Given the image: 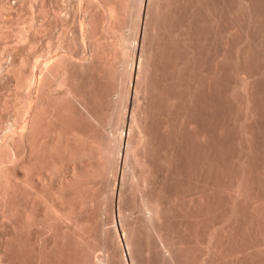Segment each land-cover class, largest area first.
<instances>
[{
	"label": "bare ground",
	"instance_id": "bare-ground-1",
	"mask_svg": "<svg viewBox=\"0 0 264 264\" xmlns=\"http://www.w3.org/2000/svg\"><path fill=\"white\" fill-rule=\"evenodd\" d=\"M229 1L77 0L67 20L61 15L63 0L55 6L47 0H27V18L20 14L25 10L0 0V54L8 57L3 67L0 62V264H129L128 260L134 264V247L139 246L135 241L140 235L146 240L142 252L147 259L155 250L162 260L176 264L174 255L184 250L191 253L186 264H246L243 255L253 262L247 264L264 263V230L259 220L264 218V198L255 199L248 192L246 165L234 179V187H228L232 189L231 194L226 192L230 194L228 207L216 202L221 201L218 195V200L210 199L225 192L227 187L218 186L221 181L217 185L207 179L194 181L202 188L198 196L178 193L172 186L181 180L179 155L183 153L178 145L182 139L173 133L185 125L193 132L197 126L187 118L199 112L211 120V98L199 94L202 83L207 93L211 90L217 73L213 68L212 73L208 71L212 63L208 61L224 66L228 54L239 56L244 50L264 58V18L259 19L264 10L260 14L254 0L231 1L240 12V20L232 17L231 22L240 21L243 30L240 36L235 34L240 37L238 43L230 46L235 24L228 29L222 25L232 9ZM201 14L209 25L208 33L199 27L206 35L197 27ZM204 43L205 50L199 54L198 47ZM213 44L218 54L213 55ZM203 54L205 59H201ZM239 70L231 91L241 95L250 113L253 76ZM232 93L228 94L232 97ZM201 124L202 133H187L202 140L208 153L210 124L208 120ZM158 132L167 143L158 141ZM115 207L122 236L116 226L108 227L100 218L113 217ZM174 210L202 225V240L194 237L193 245L200 246L201 256L192 253V246L179 243L182 236L169 239L164 234L167 228L162 231L160 221Z\"/></svg>",
	"mask_w": 264,
	"mask_h": 264
},
{
	"label": "rangeland",
	"instance_id": "rangeland-1",
	"mask_svg": "<svg viewBox=\"0 0 264 264\" xmlns=\"http://www.w3.org/2000/svg\"><path fill=\"white\" fill-rule=\"evenodd\" d=\"M6 2H8V4L9 5H11L13 8H15V9H17L18 11H23L24 12V10H25V12H24V14L22 13V12H20V14H21V16H26V14H27V11H26V2H27V0H5ZM21 1H22V3H21ZM48 2H50L52 5H58L62 0H47ZM76 1L77 0H63V2L62 3H60L61 5H63V7L65 8V10L61 13V15L63 16V17H65L66 19L68 18V19H70L71 18V15H72V9H73V7H74V5H75V3H76ZM231 1L232 0H230L229 1V4H228V6L229 7H231V8H229L228 7V10H230L231 9V11H229V14H228V12L226 13L228 16L226 17V14L224 15V22H222V25L226 28L227 27V29L228 28H232V24L234 23L233 21V23L231 22V19H232V17H234L233 18V20L234 19H236L238 16V18L236 19V20H240L239 18H240V12H239V10L238 9H236V7H235V2L233 1L232 3H231ZM253 1V0H252ZM23 2H24V4H23ZM58 4H57V3ZM256 2H257V4H256ZM261 4V6L259 5V3ZM231 3V4H230ZM253 3H254V5L255 6H257L258 7V9H257V7H255V9L259 12V10H264V4H263V6H262V3H264V1L263 0H254L253 1ZM16 4V5H15ZM21 4V5H20ZM20 5V6H19ZM231 5H233V6H231ZM259 5V6H258ZM18 6H19V9H18ZM17 7V8H16ZM21 7H23V8H21ZM234 7V8H233ZM260 7V8H259ZM262 8V9H261ZM20 9H22V10H20ZM67 10V11H66ZM233 10V11H232ZM236 10L238 11V12H236ZM232 12V13H231ZM236 12V13H235ZM264 12V11H263ZM231 13V14H230ZM239 13V14H238ZM260 14L262 13L261 11L259 12ZM67 14V15H66ZM234 14V15H233ZM263 14L264 13H262L260 16H259V19L262 17V18H264V16H263ZM202 16V17H201ZM24 17H22V19H23ZM26 18H27V16H26ZM26 18H24V19H26ZM260 19V21H262L263 19ZM67 19V20H68ZM200 20H199V24L201 25V22H203V24L200 26H197L198 27V30H199V32L201 33V34H207L208 32L206 31V30H209V25H208V23H207V21H206V19H205V17H204V15H200V18H199ZM228 20H230V21H228ZM222 21H223V19H222ZM228 21V22H227ZM230 22V23H229ZM236 22V24H235V26H234V24H233V26H234V28L236 29V31H235V29H234V31H233V34H232V36L233 37H230V40H229V42H228V44L231 46H233L234 45V42H237L238 43V41L240 40V33H239V31H242L243 30V27L241 28V22L240 21H238V23H237V21H235ZM240 22V23H239ZM264 21H262L261 22V25H263V27H264V23H263ZM232 23V24H231ZM207 24V25H206ZM238 25V26H237ZM206 26V27H205ZM230 26V27H229ZM199 27H202V30L203 31H206L205 33L201 30V28H199ZM221 27V26H220ZM237 27V28H236ZM238 27H240V29L238 28ZM207 28V29H206ZM239 29V30H238ZM235 34H238V35H236V36H238V37H235ZM234 37H235V39H234ZM233 39V40H232ZM230 42H231V44H230ZM203 43V42H202ZM201 43V44H202ZM236 43V44H237ZM199 45V47H198V52H199V54H202V52H203V50H205V43L203 44V45ZM213 46H214V44H213ZM213 46H211V48L213 47ZM203 49H202V48ZM201 48V49H200ZM210 48V50H212L213 49V51H215L214 52V54H213V51H211V55L213 54V55H215V54H218V52H219V49H217L216 48V46H214V48H212L211 49ZM215 49V50H214ZM202 51V52H201ZM1 52V51H0ZM205 52V51H204ZM242 51H240V53H241ZM246 51L244 50L243 51V53H241V55H239V56H237L236 54L234 55V53L232 52V53H230V54H228L229 56H227V60H228V58H229V60L227 61V64L225 63V67L224 66H214V61H212L209 57H208V59H210V61H208V62H212V63H209L211 66H209L210 67V69H209V67H207L208 68V71L210 72V73H212V68L214 69L213 71H215L216 70V72L217 73H214V75H216L215 76V79H214V77H213V84H212V86L210 87V89L211 90H209L208 91V93L206 92V90H204V89H206V83H202V86H201V90L203 89V91H200L199 92V94H201L200 96H203V94H204V97H206V94H207V97H209L210 96V98H211V103H212V105H213V108H212V106H211V109H213V110H210V112L212 111V113H210L211 114V116L209 115V117H210V119L211 120H209L208 118H206L207 120H208V122H209V124H210V136L212 137V139H210V143H211V145H210V150H209V152L207 153V151L204 149L205 147V145H204V143L202 142V140H201V142H200V140H198L197 139V141L195 140V138H191V136L193 135L192 133H196V132H198L199 134L200 133H202L203 132V130H204V126H203V124H201L200 125V123H203V122H205V121H207L205 118H202L203 117V114H202V112H199L200 114H202V117H200V114L198 113L196 116L197 117H193V119L192 118H187V120L188 121H193L194 122V126H197V127H193L195 130H193V132H192V129H187L186 128V125H185V128H184V126L181 128V130L179 131V132H177L176 131V133L174 132V131H172V133L174 134V136L176 137V136H179L178 138H180V139H182V140H179V142H181V143H179L178 142V145H179V148H180V146H181V148H180V151H181V153H182V155L180 154L179 155V157H180V163H179V165H180V167H182L180 170L182 171V176H179L180 178H181V180H179V178L177 179V180H175L174 182H173V184H172V186H173V189L175 188L176 190H174V191H176V192H178V193H180L181 191V193L182 194H188V193H191V192H193L192 194H195L196 196H198V194H200V191H202L201 189L202 188H200V186H198V185H200L199 183L200 182H203L202 180L204 179H207L208 181H210V183H215L216 185H217V183L219 182V181H221V182H219L218 183V186H220V188L222 187V189L224 188V187H227V188H224V193H222V194H214L213 196H211L210 197V199L211 198H216L215 200H213V199H211V200H213V201H216V200H218V197L219 198H221V201H222V203H221V201L219 202V201H216V202H218L221 206H226V207H228V203H229V198H230V194H231V191H232V189H229L228 187H230V188H232V187H234V183H235V178H239L241 175V173H242V170H241V167L242 166H244V165H246V166H244L245 168L247 167V169L246 170H244L243 168L244 167H242V169L244 170V171H247V172H245L244 174L248 177V178H252L253 179V182L252 181H250V179H248L247 180V188L248 187H250V189L248 190V192L250 193V195L252 196V197H254L255 199H263L264 198V194H263V192H264V174H262V173H264V132H263V129H264V81H263V79H264V74H261V69H262V67H264V58H263V56H260V57H258V54H255V53H251V52H249V54H248V52H246ZM212 55V56H213ZM230 55H231V57H230ZM234 55V56H233ZM243 55H245L244 56V58H243ZM264 55V54H263ZM4 56V55H3ZM203 57L201 58V55H199V58H201V59H205L204 57H205V55L203 54L202 55ZM236 56H237V58H236ZM239 57V58H238ZM242 57V58H241ZM6 58V59H5ZM232 58V59H231ZM238 59V60H236V59ZM260 58V59H259ZM2 59V60H1ZM8 59V57L7 56H4V57H2V55L0 54V62H4V63H2L3 65H1L2 67L5 65V62L6 63H8L7 60ZM252 59V60H251ZM263 59V60H262ZM207 60V59H206ZM240 60V61H239ZM250 60V61H249ZM232 61H234V62H232ZM238 61V62H237ZM242 61V62H241ZM247 61V62H246ZM260 61V62H259ZM236 62V63H235ZM243 62H244V65H243ZM239 63H241L240 65H239ZM257 63V64H256ZM262 63V64H261ZM1 64V63H0ZM235 66H234V65ZM238 64V66H236ZM252 64H254V65H252ZM259 64H261V65H259ZM7 65V64H6ZM256 65H257V67H256ZM228 66V67H227ZM231 66V67H230ZM219 68V69H215V68ZM243 67V68H242ZM239 69H241V70H239L240 72L239 73H244L245 72V74H247V72H248V74L247 75H250V76H253V78H252V80L250 81V90H251V92H250V99L252 100H250L249 101V111H250V113H248V110L246 111V109H245V103H244V99L243 100H241L242 98H241V95L240 94H233L232 93V91L231 90H233V87H234V82H236V78H235V76L234 75H236V74H238V70ZM246 69H248L247 71H246ZM226 70V71H225ZM229 70H230V73H229ZM235 70V71H234ZM244 70V71H243ZM256 70H258V71H256ZM264 70V69H263ZM222 71H224V72H222ZM228 71V72H227ZM232 71V72H231ZM259 71H260V73H259ZM235 72V73H234ZM220 74L222 75V76H220ZM231 74V75H230ZM261 74V75H260ZM230 75V76H229ZM258 75V76H257ZM224 76H225V78H224ZM228 76V77H227ZM257 76V77H256ZM256 79H255V78ZM260 78L262 79V80H260ZM219 79V80H218ZM221 79V80H220ZM225 79V80H224ZM227 79H228V81H227ZM235 79V80H234ZM255 79V80H254ZM222 80H223V83H222ZM254 80V81H253ZM259 80V81H258ZM253 81V82H252ZM221 82V83H220ZM228 83V85H227V83ZM220 85H219V84ZM234 83V84H233ZM261 83H263V84H261ZM217 84V85H216ZM255 84V85H254ZM257 84V85H256ZM204 85V86H203ZM219 85V86H218ZM225 87H224V86ZM231 85H233V86H231ZM254 85V86H253ZM218 86V87H217ZM223 86V87H222ZM213 88V89H212ZM214 89H216L215 91H214ZM220 89V90H219ZM256 89H258V90H256ZM221 90H222V92H221ZM224 90H225V93H223L224 92ZM232 93V97L229 95V94H231L230 92ZM254 91H256V92H254ZM261 91H262V93H261ZM213 92V93H212ZM203 93V94H202ZM211 93V94H210ZM229 93V94H228ZM239 93V92H238ZM255 93V94H254ZM258 93V94H257ZM198 94V95H199ZM219 94H221V96L219 95ZM252 95H254V96H252ZM263 95V96H262ZM200 96H198L199 98H201ZM214 96V97H213ZM225 96H227V97H225ZM230 96V97H229ZM235 98H234V97ZM239 96H240V98H239ZM224 97H225V99H226V101H225V99H224ZM237 97H238V99H237ZM203 98V97H202ZM201 98V99H202ZM209 98V99H210ZM216 98V99H215ZM227 98H229L228 100H230V101H227ZM232 98H234V100L232 99ZM214 99H215V101H214ZM219 99H222L223 101H220ZM258 99V100H257ZM216 100H217V102H216ZM241 100V101H240ZM260 100V104H259V101ZM263 100V101H262ZM243 101V102H242ZM262 101V102H261ZM215 102V103H214ZM240 102L242 103V104H240ZM219 103H220V105H219ZM223 103V104H222ZM228 103V104H227ZM231 103L233 104V105H231ZM236 103V104H235ZM215 104H216V107L214 108V106H215ZM231 105V106H233V107H231V106H228V105ZM221 105H222V107H221ZM225 105V106H224ZM238 105V106H237ZM241 105H243L242 107H241ZM255 105V106H254ZM217 106H218V108H217ZM223 107H224V110H223ZM230 109H229V108ZM251 107V108H250ZM221 108V109H220ZM228 108V109H227ZM234 108V109H233ZM239 110H238V109ZM219 109V110H218ZM253 112H252V111ZM263 110V111H262ZM234 111V112H233ZM237 111V112H236ZM240 111V112H239ZM246 111V112H245ZM260 111V112H259ZM164 112V110L162 109V110H160V114H162ZM215 112V113H214ZM216 112H219V113H216ZM257 112V113H256ZM263 112V114H261ZM176 113V115L175 116H173V117H176L177 116V112H175ZM239 113H241V114H239ZM243 113H246V114H243ZM217 114H220V116H224L225 115V117H220L219 115H217ZM237 114H239L240 116H243V115H245V117L243 116V117H240L239 115L237 116ZM253 114V117L251 116ZM230 116V118L228 117V116ZM248 117H247V116ZM234 116V117H233ZM237 116V117H236ZM249 116H250V119H249ZM257 116H259V117H257ZM253 119H252V118ZM201 118H202V120H201ZM217 118V119H216ZM234 118V119H233ZM240 118H241V120H240ZM163 119V121L165 120V118H162ZM161 118H160V120H162ZM170 118H167L166 120H169ZM171 119H173V118H171ZM176 120L177 119H179V118H175ZM219 119V120H218ZM231 121H230V120ZM233 119V120H232ZM246 119V120H245ZM195 120H196V122H198L197 124H196V122H195ZM201 120V121H200ZM213 120H215V121H213ZM229 120V121H228ZM237 120L239 121V122H237ZM242 120H244V121H242ZM200 121V122H199ZM213 121V122H212ZM233 121V122H232ZM248 123H247V122ZM251 121V122H250ZM210 122H212V123H210ZM222 124H221V123ZM226 122V123H225ZM250 122V123H249ZM259 122V123H258ZM233 123V124H232ZM236 123V124H235ZM199 124V125H198ZM216 124V125H215ZM219 124V125H218ZM224 124V125H223ZM227 124H229V125H227ZM246 125V126H242L241 127V125ZM250 124L252 125V127L254 128V129H252V127L250 126ZM261 124V125H260ZM256 125V126H255ZM213 126V127H212ZM215 126V127H214ZM218 126V127H217ZM221 126V127H220ZM224 126V127H223ZM227 126V127H226ZM238 128H237V127ZM250 126V127H249ZM255 126V127H254ZM203 129H202V128ZM226 127V128H225ZM234 127V128H233ZM240 127V128H239ZM243 127H247L246 128V130L245 129H243ZM184 128V129H183ZM212 128V129H211ZM214 128V129H213ZM222 128H224V129H222ZM230 128V129H229ZM250 128V129H249ZM257 130H256V129ZM218 129V130H217ZM226 129H227V131H226ZM248 130V131H247ZM183 131H185V132H183ZM190 131V132H189ZM211 131H213V133L211 132ZM216 131V132H215ZM218 131H221V132H218ZM245 131H247V133L245 132ZM252 131V132H251ZM257 131V132H256ZM182 132L184 133V134H182ZM190 133V134H192V135H190V134H188V133ZM227 133V134H230V135H227V134H225V133ZM241 132V133H240ZM171 133V134H172ZM242 133H245V136H244V134H242ZM257 133H260V134H257ZM159 134H160V136H159ZM171 134H169V136H170V138L169 139H171V141L174 139L173 137V134L171 135ZM175 134H177V135H175ZM179 134V135H178ZM212 134H213V136H212ZM216 136H215V135ZM221 134V135H220ZM247 134V135H246ZM159 137L158 138H160L161 140H158L159 142H161V144L163 143L162 141H165L164 140V138H163V136H161V133L160 132H158V134H157ZM182 135V136H181ZM188 135V136H187ZM227 135V136H226ZM243 135V136H242ZM173 136V137H172ZM183 136L184 137H186V138H183ZM190 136V137H189ZM209 136V137H210ZM218 136H220V137H218ZM240 138V140H239V138ZM188 138V139H187ZM247 138H248V140H247ZM217 139H219V140H217ZM222 139H224V141L222 140ZM252 139V140H251ZM256 139V140H255ZM186 140V141H185ZM192 140V141H191ZM193 140H195V142L193 141ZM213 140V141H212ZM217 140V141H216ZM239 140V141H238ZM188 141H189V143H188ZM222 141V142H221ZM244 141V142H243ZM252 141V142H251ZM166 142V141H165ZM187 142V143H186ZM192 142V143H191ZM197 142V143H196ZM217 142V143H216ZM236 142H239V144L237 143L236 144ZM241 142V143H240ZM249 142H250V144H252V145H250L249 144ZM167 143V142H166ZM190 143H191V145H190ZM199 143H201V144H199ZM218 143H219V146L221 145L222 146V148H220V147H218L217 145H218ZM243 143V144H242ZM187 144H188V146H187ZM198 144V145H197ZM217 144V145H216ZM245 144H247V146L245 145ZM182 145H184V146H182ZM215 145V146H214ZM248 145H250L249 147H248ZM262 147H261V146ZM189 146H190V148H189ZM198 146H199V148H198ZM201 146V147H200ZM212 146H214L213 148H212ZM235 146V147H234ZM252 146V147H251ZM253 146H254V148H253ZM195 149H194V148ZM217 147V148H216ZM184 148H185V150H184ZM198 148V149H197ZM202 148V149H201ZM216 148V149H215ZM223 148H224V150H223ZM228 148V149H227ZM238 148H240V149H238ZM245 148V149H244ZM262 148V149H261ZM220 149V150H219ZM252 149V150H251ZM255 149V150H254ZM197 150V151H196ZM202 150H205V151H202ZM211 150H212V152H211ZM223 150V151H222ZM238 150V151H237ZM243 150H244V152H243ZM245 150L247 151V152H245ZM185 151H186V153H185ZM188 151V152H187ZM191 151H193L192 153H190ZM196 151V152H195ZM216 151H218V152H216ZM240 151V152H239ZM250 151V152H249ZM253 151H254V154H253ZM199 153V156H198V153ZM222 152H224V153H222ZM202 153H204L205 155H203ZM211 153V154H210ZM251 153V154H250ZM191 154H192V156H191ZM211 156H210V155ZM243 154H246V155H244V157H243ZM190 155V156H189ZM196 155V156H195ZM201 155V156H200ZM209 155V156H208ZM216 155V156H215ZM222 155V156H221ZM225 155V156H224ZM239 155H241V156H239ZM250 155V156H249ZM188 158H186V157ZM203 156V157H202ZM218 156H220L219 158L220 159H223V160H219V158H218ZM238 158H237V157ZM253 156H255V157H253ZM212 157V158H211ZM242 157V158H241ZM248 157V158H247ZM183 158V159H182ZM191 158H197V160L196 159H191ZM202 158V160H200L199 161V159H201ZM209 158V159H208ZM217 158H218V160H217ZM240 158V159H239ZM245 158H247V159H245ZM214 159V160H213ZM235 159H237L236 161H235ZM239 159V160H238ZM255 159V160H254ZM263 159V160H262ZM188 160V161H187ZM193 160V161H192ZM204 160V161H203ZM207 160V161H206ZM210 160V161H209ZM217 162H216V161ZM245 160V161H244ZM219 161V162H218ZM223 161V162H222ZM249 163H247V162ZM183 162V163H182ZM192 162H194V163H192ZM201 162H203V163H201V167H199L200 165V163ZM236 162V163H235ZM241 162H243L242 164H241ZM251 162H252V164H251ZM187 163V164H186ZM188 163L190 164V166L188 167ZM210 163H211V165H210ZM212 163H214V164H212ZM223 163V164H222ZM185 166H184V165ZM203 164V165H202ZM207 164V165H206ZM217 164V165H216ZM239 164H240V167H239ZM263 164V165H262ZM206 165V166H205ZM209 165V166H208ZM259 165L261 166V167H259ZM210 166H213V167H211L212 169H210ZM215 166V167H214ZM234 166H235V168L236 169H234ZM158 167V166H157ZM195 167V168H194ZM216 167H218L217 169H216ZM223 167V168H222ZM253 167V168H252ZM263 167V168H262ZM159 168V167H158ZM190 170H189V169ZM194 168V169H193ZM209 168V169H208ZM233 168V169H232ZM252 168V169H251ZM255 168H256V171H254L255 170ZM261 168V169H260ZM160 169V168H159ZM185 169V170H184ZM196 169V170H195ZM201 170V171H199V170ZM202 169H203V171H202ZM215 169V170H214ZM184 170V171H183ZM233 170V171H232ZM234 170H235V172H234ZM187 171V172H186ZM192 173H190V172ZM208 171V172H207ZM212 173H211V172ZM222 171V172H221ZM240 171H241V173H240ZM252 171V172H251ZM253 171H254V173H253ZM259 171H260V173H259ZM159 172H161V170L159 171ZM206 172H207V174H206ZM252 173V174H250V173ZM162 173V172H161ZM186 173V174H185ZM215 173H216V175H215ZM218 173V174H217ZM220 173H222V174H220ZM188 174V175H187ZM190 174V175H189ZM238 174V175H237ZM243 174V173H242ZM248 174V175H247ZM192 175V176H191ZM203 175V176H202ZM212 175V176H211ZM235 175V176H234ZM237 175V176H236ZM255 175V176H254ZM184 176V177H183ZM188 176V177H187ZM191 176V178H189ZM197 176V177H196ZM200 177V180H199V177ZM202 176V177H201ZM205 176H206V178H205ZM221 176H223V177H221ZM251 176V177H250ZM204 177V178H203ZM208 177V178H207ZM210 177V178H209ZM213 177H214V179H213ZM217 177V178H216ZM233 179H232V178ZM183 178V179H182ZM185 178V179H184ZM188 178V179H187ZM226 178V179H225ZM258 178V179H257ZM202 179V180H201ZM212 179V180H211ZM225 180V181H223V180ZM260 179V180H259ZM183 180V181H182ZM258 180V182H256ZM178 181H179V183H181V184H179L178 183ZM196 181H198L199 183H197V185H196V183L195 182ZM231 183H230V182ZM234 181V182H233ZM183 182V183H182ZM223 182V183H222ZM233 182V183H232ZM252 182V183H251ZM179 185H178V184ZM192 185V187H190L191 185ZM194 183V184H193ZM226 183V184H225ZM256 183V184H255ZM262 183V184H261ZM176 184H177V186H176ZM183 184V185H182ZM228 184V185H227ZM248 184H249V186H248ZM186 185V186H185ZM190 185V186H189ZM195 185V186H194ZM180 186H185L184 188H182V187H180ZM253 186V187H252ZM257 188H256V187ZM263 188H262V187ZM188 187V188H187ZM195 187L197 188V189H195ZM255 187V188H254ZM182 190H181V189ZM262 188V189H261ZM189 190H191V191H189ZM198 190H199V192H198ZM253 190H255V191H253ZM260 192H259V191ZM180 191V192H179ZM185 191V192H184ZM189 191V192H188ZM230 192V194L229 193H227L226 194V192ZM195 192V193H194ZM253 192V193H252ZM224 194V195H223ZM227 195V197H226V195ZM228 194H229V196H228ZM258 194V195H257ZM217 195H218V197H217ZM261 196V197H260ZM220 200V199H219ZM227 201V203H225ZM225 204H224V203ZM114 212V218L112 217V215H110V216H105V215H102V217H100L102 220L104 219L105 220V223L107 224L106 226H108V227H110L111 225L112 226H116V231L118 232V234H121V236H122V231H121V228H120V226L118 225V219H117V213H116V207H115V210L113 211ZM172 212H175V213H171V215L170 214H166V216L164 215L163 217L165 218H163L164 220H165V222H164V220H161L160 222H161V226L160 227H162L161 229H162V231L164 232V229L165 228H167V229H165V232H164V234L166 235V233H167V235H166V237L168 238L169 237V239H171V237L172 238H174V239H178L179 238V236L181 237V239L179 238L178 239V241H179V243L180 244H182V245H184V247L185 246H192V253L195 255L196 254V256H201V255H199V254H202L201 252H202V249L200 248V246H199V248H198V246L196 247V245H195V247H193V245H194V237L197 239H199V240H197V241H200V240H202V230H201V228H202V225L201 224H199L197 221V223L195 222H193L192 220H190L189 218H186V220H185V217H183V215L181 216V213L178 211V210H174V211H172ZM250 213V212H249ZM174 215H175V217H174ZM254 215H258L257 213H255ZM172 216V217H171ZM177 216H179V217H177ZM105 217V218H104ZM113 218V221H112V218ZM166 217H168V218H166ZM108 218L110 219V220H108ZM172 218V219H171ZM257 218H259V216H257ZM116 219H117V221H116ZM168 219V220H167ZM171 219V220H170ZM179 219H180V221L181 222H183V223H181L180 221H179ZM262 220L261 221V223H262V226H263V230H264V225H263V222H264V218H259V220ZM108 220V221H107ZM170 220V221H169ZM176 222H175V221ZM107 221V222H106ZM115 221V222H114ZM170 222L172 223V224H170ZM186 222V223H185ZM109 223H111V224H109ZM117 223V224H116ZM162 223L164 224V225H162ZM178 223V224H177ZM180 223V224H179ZM114 224V225H113ZM177 224V225H176ZM190 224V225H189ZM169 225V226H168ZM172 225V226H171ZM179 225V226H178ZM182 225V226H181ZM111 226V227H112ZM163 226H166V227H163ZM185 226V227H184ZM171 227V228H170ZM184 227V228H183ZM192 227V228H191ZM193 227L196 229H193ZM173 228V229H172ZM175 228H176V230H175ZM178 228V229H177ZM183 230H181V229ZM185 229V230H184ZM188 229V230H187ZM174 230V231H173ZM180 230V231H179ZM193 230V231H192ZM198 230V231H197ZM120 231V232H119ZM194 231H196V232H194ZM175 232V233H174ZM184 232H185V234H184ZM172 233H174V234H172ZM181 233V234H180ZM193 233V234H192ZM201 233V235H199L200 236V238H199V236H198V234H200ZM183 234V235H182ZM194 235L193 237H192V235ZM171 235V236H170ZM174 235V236H173ZM188 236V237H186V236ZM197 235V236H196ZM188 238V239H187ZM139 239V240H138ZM141 239H143V240H141ZM145 240V238L142 236V235H140L139 237H137L136 238V241H135V243H136V245L139 243V246H136V247H138V248H136V247H134V249H135V251H134V253H133V257H134V264H160V263H163V264H172L171 263V261L168 259V258H165V259H163L162 260V258H160L159 257V253H157L155 250H153L152 252H151V254L149 255L150 257H148V259H147V257H146V255L144 254V252H142V250H144V248H145V245H146V240ZM190 240V241H189ZM177 241V242H178ZM182 241V242H181ZM138 242V243H137ZM190 242V243H189ZM141 243V244H140ZM248 243H249V241H248ZM142 245V246H141ZM141 246V247H140ZM144 247V248H143ZM139 248H140V250H139ZM133 249V250H134ZM155 252V253H154ZM182 252V253H181ZM187 252V253H186ZM153 253V254H152ZM183 253H185V254H183ZM98 254V253H97ZM156 254V255H155ZM191 253H190V251H184V250H178V253L176 252V255H174V257H173V260L175 261H173L174 263H176L177 262V260H178V262L176 263V264H186V262H187V257H189V255H190ZM198 254V255H197ZM188 255V256H187ZM123 256H124V252H123ZM143 256H145V257H143ZM179 256V257H178ZM181 256V257H180ZM182 256H185V258L183 259V257ZM159 257V258H158ZM125 258V257H124ZM150 258V259H149ZM250 257L248 256V260H247V256H245V255H243V263H248V262H250V263H253V262H251L252 260H251V258L249 259ZM140 259V260H139ZM144 259V260H143ZM147 259V260H146ZM182 259V260H181ZM142 260V261H141ZM156 260V261H155ZM157 260H159V261H157ZM161 260V261H160ZM145 261H147V262H145ZM154 261V262H153ZM151 262V263H150ZM159 262V263H158ZM128 263L130 264V260H128ZM261 264H264V263H262L261 262Z\"/></svg>",
	"mask_w": 264,
	"mask_h": 264
}]
</instances>
